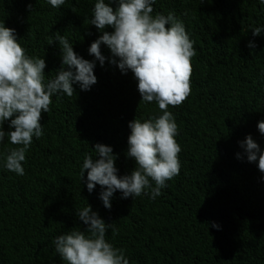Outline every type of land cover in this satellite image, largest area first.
<instances>
[{"label":"trees","instance_id":"trees-1","mask_svg":"<svg viewBox=\"0 0 264 264\" xmlns=\"http://www.w3.org/2000/svg\"><path fill=\"white\" fill-rule=\"evenodd\" d=\"M94 2L65 0L53 8L46 0H0V21L15 29L29 56L45 58L47 80L61 67L56 32L79 56L94 59L87 51L101 34L90 23ZM169 12L184 23L195 49L190 94L169 107L178 126L179 174L155 200L143 194L121 199L118 191L109 210L99 199L101 186L89 194L87 173L84 181L80 176L84 155L95 158L97 143L110 146L118 174H130L128 123L160 114L155 102L140 104L130 71L97 61L90 90L74 85L71 97L51 98L24 175L3 168V154L16 146L7 138L0 144V264H65L52 241L84 230L75 212L87 204L114 223L106 240L124 249L130 264H264V174L246 157L236 158L244 155L240 142L248 135L264 149L257 129L264 120V34H251L264 25V6L258 0H156L153 15ZM101 52L111 56L104 45ZM3 127L7 133L8 123Z\"/></svg>","mask_w":264,"mask_h":264},{"label":"clouds","instance_id":"clouds-1","mask_svg":"<svg viewBox=\"0 0 264 264\" xmlns=\"http://www.w3.org/2000/svg\"><path fill=\"white\" fill-rule=\"evenodd\" d=\"M53 8H60L65 0H46ZM156 0H95L92 8L91 25L101 33L91 43L87 60L74 52L66 35L54 33V41L60 49L61 67L55 76L45 80V58L29 56L17 38L15 29L0 21V144L5 142L16 147L7 148L2 156L3 168L16 175H24L26 160L33 138L43 134L42 113L49 112L52 97H71L78 85L88 91L97 83L94 69L97 61L104 67L106 59L116 65L122 74L130 71L137 82L141 103L155 102L160 114L148 119L135 118L128 123L126 157L135 161L130 174L119 175L115 167L117 156L110 146L95 144V158L85 154L80 176L91 194L96 185L101 186L99 199L104 208L111 209L114 193L120 192L121 199H132L142 194L151 200L161 195L167 181L180 172L178 154L181 147L175 137L178 126L169 107L180 105L190 94V60L195 55L184 23L174 13L153 15ZM264 6V0H258ZM115 5V7H113ZM29 9L32 5L27 6ZM107 29H111L108 31ZM253 37L264 34V25L254 26ZM51 39V38H50ZM104 45L111 56L101 52ZM247 47L256 44L249 41ZM8 123L9 131H4ZM264 135V120L257 123ZM244 155L237 153L238 160L246 157L255 163L264 174V149L248 135L240 142ZM264 180V175L261 176ZM84 230L75 228L56 236L52 243L55 253L65 264H130L122 248L106 240V232L114 223H106L90 205L75 212ZM211 227L219 230V225Z\"/></svg>","mask_w":264,"mask_h":264}]
</instances>
